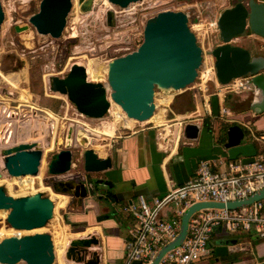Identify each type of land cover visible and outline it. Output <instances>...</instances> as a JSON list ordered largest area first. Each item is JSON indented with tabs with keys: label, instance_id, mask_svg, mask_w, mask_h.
<instances>
[{
	"label": "water",
	"instance_id": "water-1",
	"mask_svg": "<svg viewBox=\"0 0 264 264\" xmlns=\"http://www.w3.org/2000/svg\"><path fill=\"white\" fill-rule=\"evenodd\" d=\"M115 5L127 7L139 0H109ZM94 0H79L80 12H87ZM73 8V0H42L39 11L30 22L41 34L58 38L66 27L67 18ZM5 14L0 2V34ZM220 43L210 51L216 78L227 84L235 78L252 74L256 87L251 109L264 112V56H253L251 51L233 43L234 38L248 29L264 37V2L257 0L238 1L220 14L218 21ZM18 29V28H17ZM144 38L139 47L109 62L108 80H89L87 67L73 64L65 77L52 76V89L68 95L78 111L88 117H103L109 112L111 101L117 103L129 118L141 123L149 120L158 107L156 88L184 89L194 83L203 65V48L189 25V13L183 10H163L147 20ZM72 131L70 130V136ZM184 135L198 136V126L187 123ZM245 131L240 124H231L226 129L223 147L230 158L238 155L254 156V143L241 144ZM84 150V170L87 173L103 172L112 167L110 154L100 156L88 144L87 138H79ZM4 167L12 176L38 175L43 150L37 141L20 142L2 150ZM72 150L62 149L49 164L52 174H64L72 168ZM2 173L0 172V178ZM85 181L62 180L54 188L82 199L95 194L96 183L89 176ZM59 186V188H57ZM264 198V188L247 198L231 202H196L186 208L182 215L181 228L177 237L159 251L152 264H159L164 254L180 245L188 233V223L194 213L205 208H240ZM0 209H8V223L16 229L41 228L53 217L54 201L42 192L14 197L0 186ZM96 237L73 238L65 248V257L77 264H98L97 260H86L87 247L98 244ZM57 251L50 233L12 235L0 241V263L54 264ZM76 264V263H75Z\"/></svg>",
	"mask_w": 264,
	"mask_h": 264
},
{
	"label": "rangeland",
	"instance_id": "rangeland-1",
	"mask_svg": "<svg viewBox=\"0 0 264 264\" xmlns=\"http://www.w3.org/2000/svg\"><path fill=\"white\" fill-rule=\"evenodd\" d=\"M41 1L0 0L5 14L0 34V145L4 148L20 142L37 141L43 150L41 163L44 164L40 178L34 180L32 187L24 190L18 184V180H15L14 176L5 169L4 158L0 153V172L2 173L0 186L14 197L42 192L52 198L56 210L45 226L33 230L13 228L7 221L9 210H0V234L2 235H0V241L12 235L36 232L50 233L57 241L61 236L59 233L63 231L67 233L68 241L71 237L80 238L79 235L85 232V229L76 227L74 224L77 215L72 212L78 209L77 202H74L75 196L54 188V185L62 180H73L76 183L85 181L89 186L90 181L86 179L87 176L93 179V182H97L103 174L102 172H85L86 146L81 144L79 138H87L88 144L93 146L100 156H106L109 154L113 139L148 123L137 122L132 127L122 128L118 125L126 121V113L123 111L125 118L117 123L115 127L117 129L114 128L115 133L112 134V130L108 128L114 120L112 107L115 108L117 103L111 101L109 112L103 117H88L78 111L68 95L52 89V76L65 77L72 65L76 63L83 64L87 68L92 65V62L107 65L115 57L136 50L143 41L147 20L163 10L184 11L187 9L190 11L189 25L197 36L198 44L204 49L206 61H208L207 56L209 57L211 49L218 40L214 36L219 35L217 24L219 17L214 12L220 11L228 3H233L232 0H139L127 7H121L109 0H106L107 2L94 0L90 10L80 12L79 0H73V8L68 15L66 27L62 35L55 38L50 34L39 33L30 22L31 16L39 11ZM206 2H211V7H208ZM196 5L198 7H194ZM195 8L200 11H192ZM196 24H202L203 29L198 31ZM258 45L264 47L262 42ZM204 67L203 64L199 70L202 71ZM88 78L94 82H105L108 80V71L101 79H95L93 76ZM198 82H200L199 77L194 83L180 90L156 88L155 99L158 107L155 113L163 112L167 120V116H172L171 110H186L194 106L191 90ZM168 94L173 95L171 101L166 104L163 96ZM229 95L233 96V94ZM236 97L238 96L234 95V98ZM234 118L244 119L242 115ZM27 119H30L31 126H26ZM12 123L23 126L19 132L20 136L14 135L16 126H12ZM249 123L252 124L251 121ZM29 127L30 130H28ZM24 130L27 134L23 135ZM249 142L252 143V139L247 136L241 141L242 144ZM219 144L227 152V149L223 147L224 142L221 141ZM65 148L72 150V168L64 174L50 173L51 160L55 154ZM224 158L227 157L224 156ZM96 185L101 187L100 189L107 186L98 182ZM64 201L66 204H63ZM118 218V220L122 219L119 222L122 231L125 220L120 215ZM244 233L253 238L259 236L252 231ZM232 234L223 227L213 238L231 237ZM126 237L127 234L124 236L125 243ZM209 245L213 246L211 243ZM62 254L65 257V253ZM17 264L26 263L21 261Z\"/></svg>",
	"mask_w": 264,
	"mask_h": 264
},
{
	"label": "crops",
	"instance_id": "crops-1",
	"mask_svg": "<svg viewBox=\"0 0 264 264\" xmlns=\"http://www.w3.org/2000/svg\"><path fill=\"white\" fill-rule=\"evenodd\" d=\"M232 1L220 11L213 12L219 17L226 8L238 1L248 0ZM206 5L211 7V2H206ZM198 10L195 8L192 11ZM185 11L190 16V11ZM245 33L247 35L234 38L233 43L248 48L253 56H264V47L258 45L259 42L264 43V37L251 30ZM214 37L218 38V35ZM219 43L218 39L215 44ZM207 87L192 88L194 106L191 108L177 111L170 109L172 116H167V120L157 124L149 120L147 125L112 140L109 151L112 167L103 171L100 179H97L107 186H102L103 189L97 186L94 195L87 194L82 199L75 197L74 200L78 204V209L72 212L77 215L74 224L85 229L81 235L78 234L79 237H96L99 240L98 244L87 247L86 260L96 261L98 257V264H124L132 223L124 208L136 203L139 195L151 198L166 193L173 186L185 184L195 175L200 159H231L219 144L226 139L224 136L229 125L243 126V123L251 121L257 132L264 133V112L251 109L253 97L250 94L234 98L225 90L220 91L219 83L213 79ZM221 106L228 109L227 118L220 115ZM159 113L165 118L163 112ZM239 115L244 119L234 118ZM187 123L198 126L196 138L184 135ZM110 130L112 134L115 133L114 123ZM118 215L125 220L122 231L119 224L122 219L118 220ZM88 228L92 229L90 233H86ZM213 237L210 240L213 245L210 254L196 264H264L263 236L253 238L244 232H236L231 237ZM70 263L77 264L73 260Z\"/></svg>",
	"mask_w": 264,
	"mask_h": 264
},
{
	"label": "built area",
	"instance_id": "built-area-1",
	"mask_svg": "<svg viewBox=\"0 0 264 264\" xmlns=\"http://www.w3.org/2000/svg\"><path fill=\"white\" fill-rule=\"evenodd\" d=\"M207 58L208 61L204 54L205 67L199 70L200 82L196 84L201 89L208 88L212 79L218 82L212 58L210 55ZM252 77L248 74L225 85L218 82L219 90L253 96L256 87ZM219 112L224 118L229 114L226 106H221ZM242 127L244 137L251 138L256 145V155L240 154L228 160L200 159L195 175L185 184L173 186L166 193L151 198L139 195L136 203L124 208L132 220L124 264H152L161 248L179 234L182 215L191 204L227 203L247 198L264 188V133L257 132L249 122ZM223 227L231 233L254 231L264 237V198L240 208L212 207L197 211L189 220L186 238L167 251L159 264H196L210 254V240Z\"/></svg>",
	"mask_w": 264,
	"mask_h": 264
},
{
	"label": "bare ground",
	"instance_id": "bare-ground-1",
	"mask_svg": "<svg viewBox=\"0 0 264 264\" xmlns=\"http://www.w3.org/2000/svg\"><path fill=\"white\" fill-rule=\"evenodd\" d=\"M104 2H107L106 0H104ZM109 3V2H108ZM134 6V5H133ZM198 27V31H201L203 29V25L202 24H196ZM195 26V25H194ZM196 28V29H197ZM76 33V31H75ZM74 33V34H75ZM76 35V34H75ZM211 57V56H210ZM102 63V61H101ZM108 67H109V63L107 65H103V64H100L98 62L96 63H93L92 62V65L88 66L87 68V72H88V76H93V78H98V79H101L102 77L105 76V74L107 73L108 71ZM156 95V93H155ZM172 95L173 94H168V95H164L163 96V100H164V103H169L172 99ZM26 96V94H25ZM28 98V97H27ZM112 110L114 112V120L112 121V123L114 122V128H115V125L116 123H119L121 122L124 118H125V115L122 114L123 110L116 104L115 108L112 107ZM111 111V110H110ZM151 120L150 122H154V123H160L161 121H165V118L163 115H160V113H154V115L149 119ZM149 120L145 121V122H149ZM112 123L110 124L109 128L111 129L112 128ZM137 123L134 119L132 118H129L126 114V121L122 122V124H119L118 126L120 127H132L133 124ZM109 129V130H110ZM69 140V139H68ZM100 146V144H99ZM42 165H40V171L38 173L37 176H34V175H31V174H27V175H23V176H14V179L15 180H18V184L21 185L20 187H22L24 190L27 189L28 187H32L33 186V183H34V180L35 179H39V175L40 173L42 172L43 170V162L41 163ZM9 183V182H8ZM40 184V183H39ZM11 187V186H9ZM49 188V187H47ZM11 190V189H10ZM57 194V193H56ZM58 195V194H57ZM66 197V196H65ZM51 198V197H50ZM68 198V197H67ZM52 199V198H51ZM63 204H66V201H64ZM0 210H6V209H0ZM56 210V206H55V209L54 211ZM8 217V216H7ZM19 230H22V229H19ZM92 229L88 228L86 230V233H90ZM58 234V233H57ZM56 234V235H57ZM61 236L58 238V241L54 239V242H55V246H56V251H57V260L54 264H71L70 261L64 257V255L62 253L63 252V248H66L67 246V242L69 244V242L71 241V239L68 241L67 239L68 236H67V233H65L64 231L59 233ZM1 235V234H0ZM2 236V235H1ZM54 237V236H53ZM66 239V241H65Z\"/></svg>",
	"mask_w": 264,
	"mask_h": 264
},
{
	"label": "flooded vegetation",
	"instance_id": "flooded-vegetation-1",
	"mask_svg": "<svg viewBox=\"0 0 264 264\" xmlns=\"http://www.w3.org/2000/svg\"><path fill=\"white\" fill-rule=\"evenodd\" d=\"M27 120H28V124H27L26 126H28V125L31 126L32 124H31V122L29 121L30 119H27ZM14 125L16 126V128H15L16 131H15L14 135L16 136V134H17V135L20 136L19 132L23 129V126L21 127V125H19V124H18V125H19V126H18L17 124H13V123H12V126H14ZM22 125H23V124H22ZM26 128H27V127H26ZM28 130H30V127H29ZM13 131H14V130H13ZM48 132H49V136H50V135H51L50 126H49V130H48ZM11 133L13 134V132H11ZM24 134H27L26 130H24L23 135H24ZM5 137H6V136H5ZM25 142H26V141H25ZM7 147H9V146H7ZM4 148H6V147H4ZM4 148H2L1 145H0V153H1V155L3 156V158H4V155H3V153H2V150H3Z\"/></svg>",
	"mask_w": 264,
	"mask_h": 264
},
{
	"label": "trees",
	"instance_id": "trees-1",
	"mask_svg": "<svg viewBox=\"0 0 264 264\" xmlns=\"http://www.w3.org/2000/svg\"><path fill=\"white\" fill-rule=\"evenodd\" d=\"M226 138V137H225ZM258 240H256V242H257Z\"/></svg>",
	"mask_w": 264,
	"mask_h": 264
}]
</instances>
